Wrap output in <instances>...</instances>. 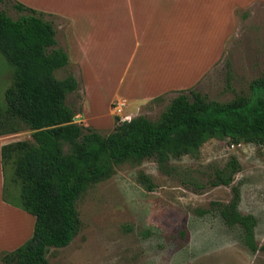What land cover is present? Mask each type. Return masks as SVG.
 <instances>
[{
  "label": "rangeland",
  "instance_id": "374dc122",
  "mask_svg": "<svg viewBox=\"0 0 264 264\" xmlns=\"http://www.w3.org/2000/svg\"><path fill=\"white\" fill-rule=\"evenodd\" d=\"M15 1L22 3L6 0L1 6L13 19L20 16L12 6ZM217 1L195 0L199 5L194 8L197 18L206 19L204 15L209 14H204L205 7ZM42 13L55 28L56 48L69 57L68 66L56 71L55 76L63 79L72 75L80 83L78 92L68 96L67 104H72L76 111L81 110L76 115L82 118L78 124L97 131L112 130L116 117L119 121L137 116L156 121L181 90L193 89L210 101L228 102L237 95H247L250 82L264 72V0H261L231 10V30L221 54L193 84L165 90L157 96L161 98L159 101H154L157 97L136 102L110 96L98 108L93 105L95 111L86 105L83 59L77 62L81 55L76 50L77 37L71 33L77 30L78 24L52 13ZM185 17L186 10L175 11L171 16L175 19L168 22L165 31L162 26L166 39L175 41L174 32L190 31L191 25L175 31ZM102 22L89 21L91 31L101 36L99 39L96 35L98 55H94V60L107 63L106 82L117 86L124 74L130 79L137 76L133 72L137 69L140 73L138 65L143 50L150 54L155 45H163V40L156 42L151 32L141 39L129 27L126 34L129 39L125 40L119 36L117 25ZM201 42L194 38L193 49H198ZM13 70L0 52V109L5 107L4 91L12 82ZM126 81L127 78L123 87L130 84ZM16 140H30V132L20 133ZM231 157L240 166L232 183L211 186L209 180L214 171L223 168ZM9 178L10 175L6 197L14 208L26 213L19 208V188ZM233 187L240 192L238 210L255 217V241L258 246L264 245V148L250 143L231 145L228 139H210L196 154L171 160L166 168H161L153 158L127 161L116 166L109 177L88 187L75 203L80 220L78 233L68 246L50 248L47 264H264V252L250 251L240 229L227 227L216 211V203L230 202ZM27 215L33 221L30 239L35 219ZM14 249H3L0 254ZM0 264H3L1 260Z\"/></svg>",
  "mask_w": 264,
  "mask_h": 264
},
{
  "label": "trees",
  "instance_id": "16d2710c",
  "mask_svg": "<svg viewBox=\"0 0 264 264\" xmlns=\"http://www.w3.org/2000/svg\"><path fill=\"white\" fill-rule=\"evenodd\" d=\"M5 3L0 0V52L14 70L4 91L5 107L0 109V136L29 131L30 140L1 147L2 198L9 203L10 175L19 188V208L35 221L27 242L0 254L3 264H47L50 248L68 246L80 229L77 199L119 164L153 158L166 168L171 160L196 154L210 139L264 148V72L250 82L247 95L228 102L210 101L193 89L181 90L156 121L116 117L114 128L107 132L75 123L81 110L67 104V98L78 92L80 83L72 75L55 76L68 66L69 57L56 48L52 22L17 1L12 6L20 16L13 19L1 9ZM239 170L231 157L214 171L209 184L229 186ZM232 193L230 202L216 203V211L227 227L240 229L250 251L264 252V245L255 241L257 220L238 210L239 189L233 187Z\"/></svg>",
  "mask_w": 264,
  "mask_h": 264
},
{
  "label": "crops",
  "instance_id": "0c3cea01",
  "mask_svg": "<svg viewBox=\"0 0 264 264\" xmlns=\"http://www.w3.org/2000/svg\"><path fill=\"white\" fill-rule=\"evenodd\" d=\"M20 1L23 5L37 9V11L65 17L72 20L74 24H78L77 30H73L71 33L77 37L76 50L81 55L77 62L83 59L81 67L86 105H91L96 111L94 106L98 108V104L107 102L106 100L110 96H116L124 101L141 102L157 97L165 90L187 88L193 84L199 75L221 54L224 41L231 30V10L236 6H245L253 1L261 0H218L209 5L210 7H205L204 14H209L204 15L206 19L197 18L199 16L194 12V8H198L199 5L197 2L195 3V0ZM180 10H186V17L181 19L175 31L183 26L185 28L187 25L192 27L188 32H174L175 41L168 40L165 38L162 26L165 31L168 22L175 19L171 16L175 11ZM90 20L97 24H104L102 21H107L111 26L117 25L119 36L125 40L129 39V36L126 35L128 27L134 28V33L138 32L141 39L145 34L151 32L156 42L163 40V45H155L150 54L143 50L138 65L140 73L137 69L133 72L137 76L130 79L127 77L128 74H124L121 83L117 86H110L106 82L107 63L103 61L99 64L94 60V57L98 55L95 52L98 49L96 35L99 36V39L101 36L97 32L91 31L93 28L89 23ZM112 29L113 27L110 28L111 32L115 31ZM196 30H198V34H196ZM194 38L202 40L198 49L203 52L193 49ZM134 39L138 40L139 37H134ZM165 40L166 43H164ZM126 78V84H130L123 87ZM94 113L96 114V112ZM19 135L20 133L0 136V252L3 249H14L21 242L29 239L33 222L30 221V217L26 213L14 208L10 201L9 203L4 202L2 198L4 179L1 147L19 141L16 140ZM13 243H15L14 246Z\"/></svg>",
  "mask_w": 264,
  "mask_h": 264
},
{
  "label": "water",
  "instance_id": "95a60500",
  "mask_svg": "<svg viewBox=\"0 0 264 264\" xmlns=\"http://www.w3.org/2000/svg\"><path fill=\"white\" fill-rule=\"evenodd\" d=\"M78 120H81V117H75V118L73 119V121H74L75 123H77Z\"/></svg>",
  "mask_w": 264,
  "mask_h": 264
}]
</instances>
